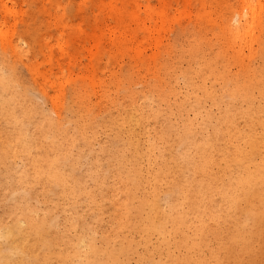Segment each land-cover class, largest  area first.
Masks as SVG:
<instances>
[{
  "label": "rangeland",
  "instance_id": "rangeland-1",
  "mask_svg": "<svg viewBox=\"0 0 264 264\" xmlns=\"http://www.w3.org/2000/svg\"><path fill=\"white\" fill-rule=\"evenodd\" d=\"M240 23L242 26H238ZM211 58H219L222 74L204 76L202 70ZM263 67L264 0L250 3L248 0H0V79L12 78L16 69L19 78L24 77L15 85L16 97L19 100L29 97L40 107L34 119H27L30 131L35 129L33 122L49 117L63 123L73 138L72 151L78 159L74 162L67 158L65 170L86 174L89 163L104 155L103 149L113 148L116 129L112 118L118 120L124 106L132 103L144 114L152 105L167 108L158 98L160 85L173 88L169 95L171 104H182V113L167 115L173 123L190 120L199 126L211 117L215 120L212 124H217L223 109L213 102L211 93L223 94L230 87L228 81L243 80ZM257 80L253 90L256 104L264 101V89ZM24 85L30 86L28 94ZM73 91L78 95V104H72ZM225 98L236 103L230 96ZM91 123L94 125L92 146L82 148L83 126ZM0 126H3L1 122ZM144 126L136 128L142 146L149 147L150 136L154 137L155 145L152 158H142L147 174L154 173L158 167V149L163 141L156 132L158 124ZM27 133L30 139V132ZM176 147H181L180 141ZM249 151L251 160L260 163L261 156ZM5 161L0 166V175L4 177L8 167H23L17 154ZM104 162L100 165L109 175L111 168ZM237 163L240 166L242 160ZM102 184L101 188L113 185L114 194L111 196L109 191L104 198L111 196L110 199L99 200L101 205L95 212H91L89 202L83 198L65 209L64 200L58 205L52 202L50 191L35 195L19 185L0 187V230L12 223L8 208L17 200H25L37 218H45L42 221L51 222L54 231H65L68 236L65 241L55 242L53 253L44 248L38 254L29 251L32 259L24 263L11 255L12 247L5 234L0 233V249L6 251L0 252V260L7 264H38L46 258L48 262L43 264H72L79 258V264H122L111 258L114 255L119 262L127 264H158L165 261L167 250L174 255L185 254V250L178 248V234L171 228L147 236L132 232L128 235L132 245L126 248L129 255L111 248L120 246L122 240L113 232L119 227L117 216L129 208L131 213L134 210L125 201L146 197L151 189L145 183H138L135 192L126 177L122 180L109 176ZM175 190L172 184L162 182L158 192L164 200L176 196ZM213 201L219 205L221 216L228 214L224 198L216 196ZM241 208L243 218L252 213L244 202ZM78 213L84 217L83 223L77 222ZM260 220L264 224V218ZM206 223L213 227L212 220L207 219ZM223 223L231 226L232 217ZM79 234L87 236L86 239L93 237L88 240H93L95 249L90 244L76 252L71 248V259L64 261L59 255L63 250L68 252L62 249L66 248L63 242L70 243V247L79 242ZM209 234L204 233L205 238L210 239ZM253 235L260 250L258 254L255 251L257 255L248 264H264V232L254 231ZM209 250L204 244L201 250L192 252L193 260L208 255ZM90 255L92 260H86ZM95 255L100 259L95 260ZM224 257L221 264L235 261L232 253ZM103 260L107 263H102ZM169 263L174 264L172 259Z\"/></svg>",
  "mask_w": 264,
  "mask_h": 264
},
{
  "label": "bare ground",
  "instance_id": "bare-ground-1",
  "mask_svg": "<svg viewBox=\"0 0 264 264\" xmlns=\"http://www.w3.org/2000/svg\"><path fill=\"white\" fill-rule=\"evenodd\" d=\"M251 1L248 0L249 3ZM240 20H243L242 16ZM238 26H242L241 23ZM218 59H208L207 66L202 70L204 76L222 74ZM12 76L10 79H0V122L3 124L0 126V166L17 154L22 158L23 167H8L4 174L7 179L0 175V187L4 189L19 185L35 195L50 191L53 193L52 202L58 205L60 200H64L65 209L71 207V202L76 203L83 198L89 202L91 212H95L101 205L99 200L110 199L114 194L113 185L104 188L100 185L105 184L109 176L122 180L126 177L130 183L128 185L135 192L138 183L149 185L151 190L146 197L140 196L137 200L134 196L135 200L125 201L134 210L131 213L129 208L117 216L119 227L113 232L122 240L120 246L111 247L114 250L125 251L129 255L126 248L132 245L129 241L131 237L128 236L132 232L147 236L152 232H167L171 228L178 234V248L186 252L174 255L167 250L165 261L158 264H171V259L174 264H221L229 253L235 258L232 264H248L250 258L258 254L260 245L255 242L253 232H264V224L260 220L264 218V101L256 104L253 90L255 78L264 89V67L243 80L228 81L230 87L223 94L211 93L213 102L223 109L217 124H212L215 120L211 117H207L199 126L190 120L173 123L167 115L171 112L182 113L183 109L181 103H170L169 95L173 88L167 85L157 87L158 98L167 108L152 105L149 112L144 114L132 103L124 106L117 115L118 120L112 118L116 129L113 148L108 151L103 149L104 155L96 162L89 163L86 174L65 170L64 161L67 158L74 162L78 159L72 151L73 138L65 131L61 121L53 117L45 121L37 119L33 122L34 131L27 128V119H34L40 107L29 97L24 100L16 97L15 85L20 83L19 80L23 81L24 77L19 78L18 69ZM24 86L28 94L30 86ZM226 96L235 99L236 103L227 102ZM78 103V95L73 91L72 104ZM152 122L159 125L156 132L163 146L158 149V167L154 173L146 174L142 158H152L154 137H147L149 147L146 149L141 144L140 133L136 128L145 124L148 126ZM93 130L92 123L83 126L82 148H91ZM203 130H206L205 135L202 134ZM27 131L30 132V139ZM177 141L181 142L180 148L176 147ZM249 150L261 156L260 163L251 160ZM238 160H242L240 166ZM102 161L109 164V175L103 172L100 165ZM162 182L172 184L176 196H167L162 200L158 192ZM109 191L111 196L104 198ZM216 196L224 198V208L228 214L220 215L219 205L213 201ZM243 202L252 209L247 218H243ZM7 212L12 216V223L0 233L5 234V239L12 247L9 250L11 255L24 263L32 259L29 251L38 254L44 248L53 253L56 251L53 248L55 242L65 241L68 237L65 231H54L51 222L42 221L45 218H37L31 204L25 200H17ZM228 217H232L233 224L226 227L223 220ZM95 219L99 221L98 216ZM193 219H196L195 224ZM207 219L213 221V227H208ZM76 220L79 223L85 221L79 213ZM204 233H210V239L205 238ZM77 237L79 242L75 241L70 247V243L63 242L66 248L62 249L68 252L63 250L59 255L64 261L66 258L71 259V248L76 252L80 247L93 243V240H88L93 237L86 239L84 234ZM209 240L213 242V247ZM204 244L210 249L209 254L193 260L192 252L201 250ZM92 246L95 249V245ZM0 252L6 253L3 249ZM91 255L86 260L91 261ZM111 258L127 264L119 262L114 255ZM94 259L99 260L100 257ZM79 260L72 261V264H79ZM46 262L48 259L42 258L38 264ZM102 263L107 261L103 260ZM0 264L7 262L0 260Z\"/></svg>",
  "mask_w": 264,
  "mask_h": 264
}]
</instances>
